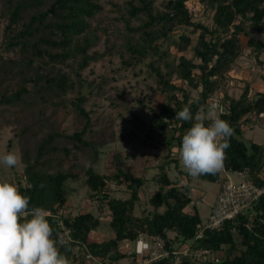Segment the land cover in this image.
<instances>
[{
    "label": "trees",
    "instance_id": "obj_1",
    "mask_svg": "<svg viewBox=\"0 0 264 264\" xmlns=\"http://www.w3.org/2000/svg\"><path fill=\"white\" fill-rule=\"evenodd\" d=\"M192 1L0 0V140L2 129L9 127L24 169V179L17 182L20 191L30 197V207L50 211L57 246L72 264L93 259L117 263L126 255L132 264V254L120 251V243L141 234L160 235L170 248L189 242L209 256L224 251L204 262L185 255L181 264H264V192L251 210L197 238V224L203 222L190 181L181 183L168 171L175 163L186 174L172 154L193 123L177 120L175 113L189 105L195 117L215 103L217 115L234 130L223 169L246 171L253 183L264 186V142L244 138L245 129L264 115V88L249 95L246 84L236 96L228 87L229 73L245 47L257 58L264 52V42L250 35L264 33V0H197L212 12L210 25L193 19ZM179 26L198 32L196 38L183 32L174 39ZM242 34L248 36L245 44ZM191 46L194 54L188 57L184 52ZM100 61L102 70L90 78L92 65ZM136 66L146 67L163 94L158 107H150L148 121L127 105L114 84L122 70ZM218 92L220 97H214ZM93 97L107 98L112 109H125L129 121L144 130L149 149L167 150L151 178L157 189L148 199V211H135L146 178L125 169L121 153L113 159V173L94 168L101 148L115 136L106 137L111 117H93ZM68 116L72 130L64 125ZM223 177L221 170L198 178L215 182ZM80 178L89 194L107 206L109 239H89L102 222L93 212L62 213L70 193L67 183ZM111 183L125 184L129 196H110ZM170 233L176 234L177 246Z\"/></svg>",
    "mask_w": 264,
    "mask_h": 264
},
{
    "label": "rangeland",
    "instance_id": "obj_2",
    "mask_svg": "<svg viewBox=\"0 0 264 264\" xmlns=\"http://www.w3.org/2000/svg\"><path fill=\"white\" fill-rule=\"evenodd\" d=\"M104 3L106 0H103ZM122 2L124 0H115ZM190 10L193 13V19L195 21L204 22L210 25L212 22L211 16L212 12L207 10V8L199 3L197 0L188 3ZM109 5L106 4L105 11L111 17L112 13L109 12ZM0 24V41H1V28ZM189 33L193 39L196 38L198 32L191 33V28L179 26L175 29L173 33V38L176 39L181 33ZM251 36L256 37L264 42V33L253 31L250 33ZM243 44L248 40V36L245 34L241 35ZM184 54L188 57L193 56L194 49L193 46L189 47ZM262 62H260V61ZM107 61V59H105ZM116 61V60H115ZM102 63H94L92 65L94 73L90 74V78L95 77L102 70ZM118 65V63H116ZM89 72V71H87ZM264 73V52L257 58L250 50V48L245 47L243 54L236 61L234 68L229 73L228 87L229 92L234 93V95H240L249 84L252 93L261 91L264 88V81L262 75ZM115 86L122 91L123 97L127 105L138 111L139 116L142 117L144 121H148L151 114L150 107L157 108L159 103L163 98L158 84L149 76L146 71L145 66H136L128 68L121 71V76L116 78ZM193 95H197V91H192ZM220 93H216L214 97H220ZM93 109V117L98 116V114H105L111 117V125H108L106 137L109 134H114L115 138L109 140L108 144L100 150V158L94 164L95 170L99 173L111 174L115 170L114 157L116 154L121 153V164L125 169L131 170L136 175H144L146 178V183L140 192V200L136 205L135 211L137 214H141L144 211L151 209L148 202L149 197L157 189V184L151 179L153 175L157 172V163H161L165 156L167 155V150L162 147L150 148L145 144V134L144 130L137 129L130 121L129 114L126 113L125 109L117 110L112 109L109 105V100L107 98H92L89 104ZM89 106V107H90ZM201 113V112H200ZM217 114V113H216ZM109 123V122H108ZM65 127L72 130L73 124L71 123L70 116L64 123ZM113 131V132H112ZM12 131L9 127H4L1 131L0 140V155H3L7 151H15L19 156V162L14 168H6L0 165V177L9 178L18 182L19 178L24 179V169L23 164L20 160V154L17 149L16 141L12 136ZM110 137V136H109ZM108 137V138H109ZM244 138L249 140H255L256 142H264V115H262L256 123H253L249 128L245 129ZM173 157L177 158L179 161L180 168L183 169L180 164L178 147H173ZM88 165V161H83ZM120 164V163H119ZM175 163L171 164L168 171L173 179L182 178L181 183H186L190 181L192 186V199L196 203L197 209L201 215L202 222H206L211 208L215 203L217 194L221 187V183L224 177L218 181L210 182L207 180H201L198 177L193 178L186 174H181L175 168ZM183 171H185L183 169ZM224 175V170L222 168ZM231 179L234 182H238L241 179L240 175L231 173ZM69 189V197L65 207L62 210L64 214L77 215L78 213L84 211H91L94 214L101 217V225L97 230L90 233L89 239L91 241H103L109 239L113 236L112 230L109 226V211L104 201L97 198L96 195H90L88 188L83 183V178L77 181H71L67 183ZM109 190L107 193L110 196L125 198L129 196V191L125 184H109ZM170 236L176 241L174 244L177 246L179 243L176 239L175 233H170ZM134 242L131 240H124L120 243V251L126 252L129 255ZM186 243H179L178 249L184 247ZM224 251H219L217 253H211L210 256L207 254L196 253L195 249L191 247L189 251V256L196 262H204L208 257H221ZM130 256L126 255L124 258L120 259L117 263H110L108 259L97 260L93 259L87 262V264H130ZM161 264H166L165 262Z\"/></svg>",
    "mask_w": 264,
    "mask_h": 264
},
{
    "label": "clouds",
    "instance_id": "obj_3",
    "mask_svg": "<svg viewBox=\"0 0 264 264\" xmlns=\"http://www.w3.org/2000/svg\"><path fill=\"white\" fill-rule=\"evenodd\" d=\"M217 111L213 103L195 117L189 105L175 113L177 120L193 121L178 148L188 176L215 175L223 168L234 130ZM18 162L15 151L0 155V165L6 168H14ZM29 205L30 197L22 194L15 180L0 177V264H72L57 246L48 211Z\"/></svg>",
    "mask_w": 264,
    "mask_h": 264
},
{
    "label": "built area",
    "instance_id": "obj_4",
    "mask_svg": "<svg viewBox=\"0 0 264 264\" xmlns=\"http://www.w3.org/2000/svg\"><path fill=\"white\" fill-rule=\"evenodd\" d=\"M252 94V90L248 92ZM222 108L220 107V111ZM224 170L225 179L217 194L214 205L206 222L197 224V238H201L206 229H220L226 220L235 219L238 215L248 212L253 208L264 192V186L253 183L247 176L246 171ZM241 176L240 181L234 182L230 174ZM48 211V210H47ZM50 214V211H48ZM131 254L132 264H181L183 257L191 251V245L184 244V247L170 248L166 240L160 235L141 234L133 241ZM199 254H207L205 249L195 250ZM131 264V263H130Z\"/></svg>",
    "mask_w": 264,
    "mask_h": 264
},
{
    "label": "water",
    "instance_id": "obj_5",
    "mask_svg": "<svg viewBox=\"0 0 264 264\" xmlns=\"http://www.w3.org/2000/svg\"><path fill=\"white\" fill-rule=\"evenodd\" d=\"M56 5H57V3L53 4L52 7L50 8V11H51L52 13H53L54 8H55Z\"/></svg>",
    "mask_w": 264,
    "mask_h": 264
},
{
    "label": "crops",
    "instance_id": "obj_6",
    "mask_svg": "<svg viewBox=\"0 0 264 264\" xmlns=\"http://www.w3.org/2000/svg\"><path fill=\"white\" fill-rule=\"evenodd\" d=\"M121 250V249H120ZM158 264V263H157Z\"/></svg>",
    "mask_w": 264,
    "mask_h": 264
}]
</instances>
